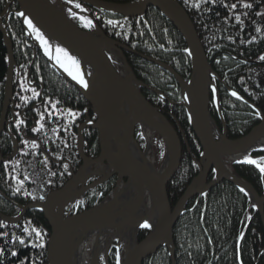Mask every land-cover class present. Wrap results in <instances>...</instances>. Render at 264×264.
Here are the masks:
<instances>
[{
  "label": "trees",
  "instance_id": "16d2710c",
  "mask_svg": "<svg viewBox=\"0 0 264 264\" xmlns=\"http://www.w3.org/2000/svg\"><path fill=\"white\" fill-rule=\"evenodd\" d=\"M109 1L126 3L136 0ZM177 1L182 4L193 19L199 36L208 52V57L212 61L213 67L223 77L222 79L239 91L241 90L251 100H254L257 105L263 107L264 63L247 64L239 57L249 56L255 58L253 57L255 56L253 50L264 51V0ZM5 3L6 0H0V13ZM245 5L249 6L246 7ZM16 6L18 7V4L13 5V7ZM87 8L108 36L126 44L135 51L169 63L186 80H189L192 72V63L186 50L187 42L184 36L159 9L151 6L144 16L127 17L118 13L105 12L91 6ZM74 21L83 29L90 28L80 18H75ZM109 21L112 23H109ZM8 31L14 42L16 59L21 63V68L19 67L15 73V81L19 82L16 84L15 96L30 106V101L33 102L39 99L41 91L44 90V95L54 98L57 106H63L60 108V113L63 115L71 113L73 106H76L74 110L77 109L78 105L81 106L79 102L84 99L82 93L74 85L58 75L49 66L48 62L43 59V55L37 56L34 59V65L31 66L33 50L25 44L24 29L19 18H12ZM125 53L140 80L150 87L162 91L170 100L182 101L180 84L170 71L137 54L127 51ZM7 59L8 52L0 28V114L5 96ZM40 62L47 70L45 86L37 84L30 87L26 80L29 71L27 68H32L30 76L35 75L38 68H41ZM221 88L222 98L223 100L225 99L228 105L226 110L229 106L231 110L233 105L231 103L228 104V100L234 97L224 87L221 86ZM142 91L154 105L160 106L171 120H175L177 117L182 126L188 130L189 135L191 134V141L195 143V147L199 146V140L190 124L189 115L184 107L162 99L157 93L148 88H143ZM248 92H251V94ZM236 101L242 103L252 113L250 114V123L248 125H246L248 120H239L234 124L237 126L229 127L228 136L230 138H238L247 134L261 120L258 113L247 103L240 99H236ZM85 102L87 103V101ZM19 104L22 105L21 102ZM69 106L71 107L70 110L68 109ZM21 108L27 107L22 105ZM54 109L59 111L57 108ZM170 112H174L176 117L174 118ZM240 116L245 117L243 115ZM32 117H34V113ZM247 118L245 117V119ZM75 119L81 120L80 117ZM45 121L38 125L41 128V132H43L39 144L35 143L36 147L30 145L29 148H22L17 156L0 167V189L5 193L9 188H12L14 190L13 197L16 198L10 197L9 192H7V196L0 194V211L7 215L18 214L20 211L18 204H28L33 200L41 199L47 194H43L40 190L38 193V188H35V177L28 170V165L32 164L30 158L32 150L38 151L36 157L43 161V167L40 162V168L47 172V177L54 178V186L51 185L45 192L51 190V188H59L68 180L66 176L60 177V169L55 165L54 159L56 158L54 156L59 158L60 147L72 146L71 143L75 142V137L69 136L67 133L66 137L65 135L60 137L66 130L64 128L66 127L65 121L64 124L60 125H56L50 117ZM227 121L231 126L233 125L231 117H227ZM179 122L176 123L179 124ZM177 124L176 126L182 130L181 126ZM18 126L17 124V131L14 129L15 133L18 132ZM23 128L24 126L19 127L22 131L27 127ZM67 131L69 133L68 129ZM5 135L6 133L0 136V152L4 157H8L12 154L13 149L9 150L8 143L10 140ZM49 136L52 138L55 136L54 140L56 142H47ZM70 137L72 140H69ZM42 142L52 143L57 147L54 152L49 150L52 155L48 154L46 157L49 162V167L46 170V162L42 155L43 150H41V146L38 147V145H42ZM201 149L199 148L198 151L200 152ZM95 152L97 153L98 151L96 150ZM163 154L164 145L161 144V158H163ZM181 167L185 177L176 175L172 183L177 188L184 189L189 185L192 178L199 173L200 169L193 158L185 155ZM193 167L195 168L194 170L192 169ZM234 168L239 175L251 182L261 194H264V174L260 172L257 166L250 163H238ZM19 181H23V183L21 184ZM26 183H31V185L28 184L27 188L16 190L17 186L20 188ZM92 202H88L89 207L92 206ZM224 203H226V208H222L225 205ZM249 205L250 200L247 194L241 191L234 183L227 180L213 187L201 198L191 200L186 208L185 216L181 217L175 228V243L179 248L181 246L186 247V255H177L178 264H195L194 259L200 264H264V226L260 215L254 209H251L250 228L241 241V252L238 248L239 237L243 227L247 224ZM25 228L28 229L27 232L24 231ZM34 229L42 233V235L37 237L33 231ZM202 229H204L202 237L206 235V239L200 241L198 238L201 237L199 233ZM49 234H51L50 227L38 210L30 211L21 222L16 224L0 220V249L4 250L3 255H0V264H43L45 260L47 261L45 251L48 246ZM215 236L217 240L214 242ZM20 240H23L24 243H19ZM40 245H43V247ZM33 252L34 255L32 254ZM12 253H16V255ZM184 257H187V259L183 262L182 259ZM153 259L155 261L158 260V264H170L171 260L167 248H164ZM155 261L152 263L155 264ZM149 262H146V264H152Z\"/></svg>",
  "mask_w": 264,
  "mask_h": 264
},
{
  "label": "water",
  "instance_id": "95a60500",
  "mask_svg": "<svg viewBox=\"0 0 264 264\" xmlns=\"http://www.w3.org/2000/svg\"><path fill=\"white\" fill-rule=\"evenodd\" d=\"M17 1L20 5V12L24 14L22 16L24 21L30 20L42 31L45 38L52 39L66 51L69 57L73 55L72 58L78 61L77 66L70 60L71 67L70 70H67L61 61H56L52 54H47L49 52L44 49L40 42L36 43L39 49L47 55L52 66L87 98L98 116L97 122L89 123V126L98 128L101 132L102 157L98 160H88L89 163L85 162L83 169L86 171L89 165L94 162L101 163L102 167L105 166L104 162H108L106 167L110 170V173L114 171L119 173V189H123L122 187L127 184L123 181V178L128 177V183L133 182L142 189L147 188L153 198H151V209L157 214L148 218L153 220L149 225L151 235L141 244H138L135 235L139 229L134 232L127 247L126 257L121 264H142L144 260L154 256L162 247H169L174 250V225L185 212L189 200L194 196L205 194L223 179L235 183L253 199L255 209L260 213L264 225V196L261 197L256 188L246 179L239 176L237 178V176L231 174V168H228L224 161V156L235 159L239 155L250 153V149H254L257 140L264 137V115H261L262 122L243 137L230 139L224 131L223 134L219 135L221 140L217 141L214 138L211 124L212 117L209 111L210 91L215 85L212 81L214 71L196 26L187 10L177 0H137L128 3H115L105 0H78L81 3L79 4L80 10L63 3V0ZM56 3L60 6L58 7ZM82 3L128 17L143 16L150 6L158 8L180 30L187 41L188 53L192 62V74L189 81H186L171 65L136 52L108 37ZM68 11H73L85 17L94 29L90 31L82 30L68 15ZM0 27L9 53L8 77L5 87V104L7 108L13 97L16 61L12 41L7 33V28L2 24L1 17ZM113 49H116L122 57L126 68L124 72L120 70L119 65L111 57L113 56ZM124 50L137 54L169 70L175 76L182 88L184 99L183 102L178 104L187 108L191 126L203 147V156L199 163L200 173L188 186L184 197L181 198L174 210H171L167 184L180 164L181 140L170 120L162 113L161 109L155 107L147 99L141 89L146 87L155 91L161 97L168 98L163 92L149 87L136 77L132 67L127 62ZM75 68H78L79 76L87 82L88 87L85 88L78 79H74V74L77 72ZM139 121H145L159 132L166 144L167 164L163 171H159L144 153L142 155L145 157L146 166L141 165L137 159H133V164L126 159L117 160L119 154L116 153L117 155L111 156L109 153L113 140L117 141L119 145L123 143L131 145L132 142L134 149L139 153L142 152L134 136L135 124ZM2 124L3 119L0 124L3 127ZM86 126L83 125L84 128ZM81 129L82 127L79 131ZM128 151L130 153L129 147ZM3 161V156L0 153V165ZM212 168L216 171L217 176L213 182L207 183L208 174ZM83 169L67 183L64 189L52 192L46 203L34 202L26 206L23 205L21 206L22 212L16 217L0 214V218L5 221L18 222L27 211L42 208L53 230L49 243L50 264H69L66 261L68 255L63 256L67 253L65 250L68 247H66L65 240H68L70 232L72 231L71 237L72 233L77 236L79 234L78 229L82 228L86 222L91 223L90 221L95 217L93 216L95 212L107 204L104 202L98 208L79 216L78 219L85 217L84 223L75 221L78 219H74V222L73 219H69L71 220L69 223L63 224L64 220L62 218L64 216L62 213L64 208L69 204L68 202L78 197L85 190L84 188L75 191V193L73 192L80 183H83L80 176ZM121 181L123 182L121 183ZM111 220L112 218L108 221ZM69 224L70 226H67ZM66 229L70 232L68 233ZM71 246L69 250H71V254H75L76 247ZM95 261L96 256L93 259V262Z\"/></svg>",
  "mask_w": 264,
  "mask_h": 264
},
{
  "label": "rangeland",
  "instance_id": "374dc122",
  "mask_svg": "<svg viewBox=\"0 0 264 264\" xmlns=\"http://www.w3.org/2000/svg\"><path fill=\"white\" fill-rule=\"evenodd\" d=\"M13 1L14 0H6V3L4 5V10H3L4 12H10L11 13L15 9L13 7V5H15V3ZM105 1H109V0H105ZM111 2H115V1H111ZM65 3H66V1H65ZM74 3L78 4V3H80V1L74 0ZM117 3H119V2H117ZM84 6L88 7V5H86V4ZM11 16L13 18V16H16V14H11ZM77 16H79V15H77ZM12 18H11V20H12ZM79 18L82 21H84V23L87 27L91 28L92 24L89 23V21L86 18L85 19H83L82 17H79ZM192 21H193V19H192ZM3 23H4V21H3ZM194 25H195V23H194ZM173 26L180 32V30L174 24H173ZM33 34H35V33H33ZM26 38L29 39L27 34H26ZM203 46H204V44H203ZM204 48H205V46H204ZM32 50H33V55H32L33 61L31 62V66L34 65V63H35L34 59L37 58V56H39V55H43L42 56V57H44L43 59H45L48 62V57L42 51H41L42 52L41 53L37 48H32ZM186 50L188 51V44H187ZM205 51H206V48H205ZM14 52H15V49H14ZM206 54L208 57L207 51H206ZM253 54L255 55V56H253L255 58H251L249 56L248 57L243 56V57H239V58L247 64L253 63L256 65V64H258V62L264 63V60L260 59L262 56H264V51L259 52V50H253ZM124 55L127 58V55L125 52H124ZM15 58H16V54H15ZM152 58H154V57H152ZM113 59H115L114 54H113ZM155 59H157V58H155ZM208 59H209V57H208ZM15 60H16V64H15V73H16V71L19 69V67L21 68V63L18 62V59H15ZM157 60H160V59H157ZM7 61H8V65H7V77H8L9 58L7 59ZM160 61H163V60H160ZM115 62L117 63L116 60H115ZM127 62L131 66L128 58H127ZM163 62H165V61H163ZM210 62H211V66H212L213 71H214L212 81L215 83V85H214L213 90L210 91L209 111H210V114L212 117L211 124H212V128H213V135H214V138L217 141H219V140H221L219 135L223 134L224 131L228 134L229 127L237 126L234 124H236L239 120H241V121L248 120L246 122L247 123L246 125H248L250 123L249 118H250V114L252 113V111L249 110L247 107H244V105L242 103H240L239 101L237 102L236 99L237 100L240 99L243 102L247 103L250 107H252L258 113L259 118L261 115H264V110H263L264 106L260 107L259 105H257L254 102V100H251V98H249L247 95H245L243 92H241V90L239 91L238 89L231 86L230 84H227L226 81L222 79L223 77H221L219 72L213 67L211 60H210ZM65 63L68 64V62H65ZM40 64H41V68H38L35 75H32V76H30L32 68H27V69H29L30 72L28 71V74H27L28 77L26 78V80H27L28 86H30V87L37 85V84L45 86V83H46L45 79H46L47 70L45 69L46 67L42 64V62H40ZM48 64L50 67H53L51 65L50 61L48 62ZM119 67H120V70H122L123 72L126 70L124 63L119 64ZM132 70L134 71L133 67H132ZM57 74L60 75L58 72H57ZM134 74L136 75L135 71H134ZM215 74H216V76H214ZM14 76L16 78V74H14ZM136 77H137V75H136ZM13 82L15 84L14 91H13V97H12L13 99L10 100V102L6 108V104H5V98L6 97L4 96L5 98L3 101V108H2V111L0 114V124H1V120L3 119V124H2L3 127L0 125V136H3V134L6 133L5 136L9 137V140H10L8 143L9 144L8 146L10 148L9 150L11 151V148H12L13 152L8 157L3 156L4 161L1 163L0 167L4 163L9 161L10 159H13V157L17 156L18 153H20V150L22 148L25 149V148H29L30 145L33 146V142L39 144V141H41V136H42L43 132H41V128H39L38 125L46 122L45 120L48 117H50L51 120H53L56 125L64 124V121L66 122V127H64V128H66V130L62 133V135L60 137H63L64 135L66 137V133L69 136L71 135L72 137L73 136L75 137V142L73 141L71 143L72 146L66 145L65 147L64 146L60 147L61 151L59 153V156H60L59 158L54 156V158H56V159H54L55 165L57 167H59L58 169H60V177L66 176L68 179L59 188H51V190H48L47 192H45L48 188H50L51 185L54 186V183H53L54 178L53 177H47V172H44V170L42 168H40V162H41V166H42L43 161H41L39 158L36 157V154L38 151L32 150V152H31L30 158L32 160V164L28 165V170L35 177V188H38V193L40 190L43 194L44 193H47V194L45 196H43V199L33 200L32 202H29L28 204L34 203V202H40L41 204H44L47 202L48 197L52 192L59 191V190H62L65 188L67 183L70 182L74 178V176H76L80 172L81 169H83L85 162L88 164L89 163V162H87L88 160H98L99 158L102 157V144H101V138H100L101 132L98 128L89 126V123H96L97 122L98 116L94 112L92 104L87 100V98L85 96H83L84 97L83 100L80 98L81 101L79 102V104L81 106L78 105L79 107L77 106L76 110H74V108H76V106H73L71 113H69L68 115H63L60 113V108H62L63 106L62 105L57 106L54 98L44 95V92H45L44 90L41 91L39 99H37L33 102L30 101V106H29V105H27V103L25 101H23L22 99L19 100V97L15 96L16 84H18L19 82L15 81V80ZM221 86L224 87L227 92L229 91L230 94L234 97V98L228 100V104L231 103L233 105L232 106L233 108H231V110H230V106L226 110V106H228V105L226 104L225 99L223 100V98H222ZM5 87H6V85H5ZM144 88H146V87H144ZM151 88H153V87H151ZM153 89H155V88H153ZM155 90H158V89H155ZM233 92L237 93V95L234 96ZM5 93H6V91H5ZM248 93L251 94V92H248ZM85 101H87L88 104ZM19 102H21L22 105H25L27 108H21L22 105H20ZM172 104H174V103L172 102ZM154 106L161 109L162 113L164 115H166L160 106H156V105H154ZM54 108L59 109V111L54 109ZM68 109L70 110L71 107L69 106ZM37 110H38V112H37ZM47 110H49L50 113L47 112ZM32 111L34 113V117H32L33 116V113L31 114ZM73 113H74V115H73ZM170 114L174 118L176 117L174 112L173 113L170 112ZM240 115H243V116L248 117V118L245 119V117H241ZM41 117H43V118H41ZM64 117H66V118H64ZM68 117H71V118L68 119ZM77 117H80L81 120L75 119ZM166 117L171 121L172 125L175 127V129L179 135V138L181 140V147H182L180 164H179L178 168L176 169V172L173 174V177L171 178V180L167 184V193H168V198H169L171 210H174L175 207L178 205L179 201L181 200V198L184 197L189 185L184 189L177 188L172 183V180L176 177V175L185 177V175L182 171V167L180 168L181 163L183 162V159H184V155L189 156L190 158H193L195 163H197V166L199 167V169L201 168L199 163L201 162V158L203 156V147H202V144L200 141H198L199 146L195 147V145H194L195 143L191 141V138H192L191 134L189 135L188 130H186L182 126V123L179 122V119L177 117L175 118V120H171L167 115H166ZM227 117H231V119L233 121L232 126L228 123ZM19 121L20 122L23 121V123H20ZM176 122H179V124H177ZM261 122H262V119L260 120V122L258 124H260ZM17 124L19 125L18 126V132L15 133V130L17 131V129H16ZM27 124H29V125H27ZM176 124L180 125L182 130L180 128H178L176 126ZM83 125H87V126L84 128ZM21 126H24V128L25 127H27V128H25V129L23 128L24 130L22 131L21 129H19V127H21ZM80 127H82L81 131H79ZM33 129H39V130L33 131ZM67 129L69 130V133H68ZM16 134L18 137L16 136ZM150 135H152V136H150ZM134 136H135V138H136V140H137V142L141 148V151L146 155L147 159H149L151 162H153L159 171H163L165 169L164 167H166V164H167L166 163L167 162V149L165 146L166 144L163 141V138L159 134V132L154 130L145 121H139L138 123L135 124ZM54 139H55V136L53 138L49 136L47 142H56ZM197 139H198V137H197ZM230 139H234V138H230ZM69 140H72V138L70 137ZM25 141H27V143H25ZM161 144L164 145L163 158H161ZM131 145L133 147L134 144L131 142ZM40 146H41V150H43L42 155L44 156V159L47 157L48 154L52 155V152H54V150L57 148L52 143L47 144V143L42 142V145H38V147H40ZM199 148H202L201 149L202 152L198 151ZM46 149H48V150H46ZM94 149H95V151L97 150L98 152L96 153L94 151ZM49 150L52 152H50ZM148 151H150V153ZM196 151H197V153H196ZM243 155L244 156H243V158H241V160H240V158L234 159V158H230L228 156H224V161H225L227 167L231 168V170H232L231 174H234L235 176H237V178L242 177L241 175L238 174V172L235 171V168H234V166L236 164H238L237 163L238 161L243 162L246 160V158H252V159L256 160L257 164H259L260 167H264V137L257 140V143L254 145V149L253 148L250 149V153L248 152V153H245ZM85 159H86V161H85ZM45 162L44 163L47 166L45 168V170H46L49 167V165H48L49 162L47 159L45 160ZM103 162H104V160H103ZM104 163H105V166L102 167L101 163L94 162V163H92V165H89V168L86 171L84 169L81 171L80 176L83 179V183H80L74 189V191L82 190L84 188H85V190L83 191V193L79 194L78 197H76L72 201L68 202L69 204L64 208V211L62 213V215L64 216L65 219H73V222H74V219H78L79 216L83 215L84 213L90 212V211L98 208L104 202H106V203L109 202V200H111L113 198L112 197L113 194L115 192L117 193V191H119L118 190L119 185H120L119 173L115 172V171L110 173V170L106 167V165H108V162H104ZM65 165H67V167H65ZM192 169L194 170L195 168L193 167ZM197 176H198V174L192 178V180L189 184H191L193 182L194 178H196ZM216 176H217V173L214 170V168H212L210 173L208 174L207 183L213 182L216 179ZM58 179H60V178L58 177ZM224 180H226V179L220 180L219 183H221ZM123 181L128 183V181H129L128 177H124ZM123 181H121V183ZM227 181H229V180H227ZM229 182H231V181H229ZM231 183H233V182H231ZM28 184L31 185V183H26L23 187L18 188L19 186H17L16 190L17 189L22 190L24 187L27 188ZM216 185H218V184H216ZM256 190L261 195V197L264 196V194H261L257 188H256ZM7 192H9L10 197H13L14 190L12 188H9L8 191H6L5 193L3 190L0 189V194H2L4 196L8 195ZM149 197L152 198L150 196V194H149ZM197 197H198V195L192 197L189 200V202H191V200H193ZM200 198H201V195H200ZM13 199H16V198L13 197ZM249 200H250V205L248 208V211H249L248 212V220H247L248 224H245V226L242 229V233L239 237V240H238L239 251L241 250V245H242L241 241H242L244 235L246 234V232H248V230L250 228V223H251V219H252L251 209H255V207H256L253 199H251L249 197ZM14 201H16V200H14ZM88 202L89 203L92 202V206L89 207ZM111 202H114V201L111 200ZM189 202H188V204H189ZM28 204H25V206ZM224 204L225 205H223L222 208L227 207L226 203H224ZM18 206L20 208V211L16 215H7L1 211H0V214L10 216V217H16L22 212L21 206H23V205L18 204ZM33 210H38L39 213H41L44 216V219L47 222V225L50 227L51 234H49L48 244H47L48 246H47V249L45 251V254L47 256V261L45 260L43 263V264H50L49 243H50V239H51L52 234H53V230H52L51 224L48 221V219L44 213V210L42 208L32 209V210L27 211L26 213H24L22 215V218L18 222H8V221L3 220L2 218H0V220L3 222L11 223V224H16V223L21 222L27 216V214ZM111 213L112 212H103V211L98 210L93 215L96 218L93 217V219L90 221L91 223L86 222L81 230L78 229V227H77V229L79 230L78 235H80L81 237H79L78 241L75 242L76 248H75L74 252H75V254H77V257L79 258V255H78L79 253H77V250L83 246L81 248V250L83 251V248H85V249H84V253H82L81 255L84 259H86L88 264L93 263V259L96 255V251L93 248V242L95 241V239L97 237L101 238L102 236H105V232H107L106 229H108L109 225H110L108 220L110 218H112V216H113V215H110ZM223 213H225V212H223ZM100 214H103V217H98V216H100ZM184 214H185V212L177 219V221L174 225V229H173L174 250H172L173 248L162 247L154 254V256L149 257L146 260H144L142 262V264H146V262H148V261H150L149 263H152L153 261H155V259H153V258L157 254H159L164 248L168 249V254H169V257L171 259L170 264H178L179 263L178 262L179 260H177L178 254L186 255V253H185L186 247L181 246V248H179L177 246V244L175 243V228L177 226V223L180 221L181 217L185 216ZM94 221H100L103 224V226L100 228V230L96 231L97 229L93 227ZM145 225H147V227H145ZM145 225L143 227H141L136 232L135 237H136V242L138 244H141L145 239H147L148 236L151 235V229L149 226L150 224L149 225L145 224ZM207 229H208V227H207ZM203 231H204V229H202V231L199 233V236H201V237H199L198 239L200 241H203L204 239H206V235L202 237ZM107 235H109V234H107ZM197 236H198V234H197ZM241 236H242V239H241ZM131 237L128 238V242L127 241L125 242L122 239L121 240L115 239L111 243V245L109 246L108 250L105 249L102 252L100 251L99 252L100 254L97 256L98 264H121L126 257L127 247H128V243H130L129 241L131 240ZM216 240H217V238L215 236L214 242ZM86 244L88 246L84 247V245H86ZM32 254L34 255V252ZM188 256H190V254H188ZM187 257H184L182 259V261L183 262L186 261ZM165 260H167V259L165 258ZM194 261H195V264H198V263L200 264V262H197L195 259H194ZM157 262H158V260L155 261V264H158ZM192 264H194V263H192Z\"/></svg>",
  "mask_w": 264,
  "mask_h": 264
},
{
  "label": "bare ground",
  "instance_id": "6f19581e",
  "mask_svg": "<svg viewBox=\"0 0 264 264\" xmlns=\"http://www.w3.org/2000/svg\"><path fill=\"white\" fill-rule=\"evenodd\" d=\"M54 1H56V0H54ZM16 2H18V1L16 0ZM72 3H74V2H72ZM115 3H117V2H115ZM56 5L58 7L60 6L58 3H56ZM102 11L112 12V11H106V10H102ZM113 13H115V12H113ZM36 29H38V28L36 27ZM44 41L46 42L48 47H50V49L53 52H55L54 48H56L59 50H63L62 52L64 54L66 53V51L63 48H61L60 46H58V44L56 42L52 41V39L45 38ZM112 53L114 54V56H115L114 60L117 61L118 65L121 63L123 64V60H122V57L120 56L119 52L116 49H113ZM13 85L15 87V84H13ZM150 136H152V135H150ZM128 147H129L131 155L128 151ZM148 152L150 153V151H148ZM109 153L111 154V156H114L116 153L119 154V157H117V160H125L126 159L133 164V162H134L133 159H137V161L141 165L146 166L145 157L142 155L143 152L139 153L131 145H127L126 143L119 145V143H117V141L113 140L111 142V148H110ZM243 156L244 155L242 154V155L238 156L236 159L243 158ZM122 188L123 189H119L120 191H117V193L115 192L113 194V196H112L113 198L111 197L112 198L111 200H113L114 202H111V200H109V202H107L106 205H104L103 207H101L99 209V211H103V212H112L110 215H113V216H112L111 222L109 221L110 225H109V228L106 229L107 232H105V236H102L103 238L97 237L95 239V241L93 242V248L96 251V255H95L96 261L93 262L92 264H98L97 256L100 254L99 252L100 251L102 252L105 249L108 250L109 246L111 245V243L115 239H120V240L122 239L125 242L126 241L128 242V238H130L132 235H134V232H136L138 229L143 227L145 224L149 225L153 222V220L148 219L149 217L157 214L156 212H154L153 209H151L152 208V199L149 197L150 193L147 190V188L142 189L141 187H139V185H137L136 183H133V182L127 183ZM73 192L75 193V191H73ZM93 212H95V211H93ZM259 215H260V213H259ZM98 217H103V214H100V216H98ZM260 217H261V215H260ZM86 218H88V216ZM62 219L64 220L63 224L69 223L71 221L69 219H64V218H62ZM83 220H86V219L81 218V219H78L75 221H77L78 223H84ZM261 220H262V218H261ZM100 221H94V223H93V227L97 229L96 231L100 230V228L103 226V224ZM67 226H70V224ZM79 229L81 230L82 228H79ZM66 230L68 233L70 232L68 229H66ZM71 232L69 234L70 236L68 237V240H65L66 241V247H68V248L65 250L67 253L63 257L68 255V257L66 258V261L69 264H88L86 259H84L81 255L82 253H84V249H85V248H83V251L81 250V248L83 246L77 250V253H79L78 254L79 258L77 257V254H74V253L71 254V250H69L70 245H72L71 247L75 246V242H77L78 238L81 237L80 235L76 236V234H73V233H72V237H71ZM74 233H75V230H74ZM107 234H109V235H107ZM87 246H88L87 244L84 245V247H87ZM128 246H129V243H128ZM94 259H95V257H94Z\"/></svg>",
  "mask_w": 264,
  "mask_h": 264
},
{
  "label": "snow or ice",
  "instance_id": "6c2138e0",
  "mask_svg": "<svg viewBox=\"0 0 264 264\" xmlns=\"http://www.w3.org/2000/svg\"><path fill=\"white\" fill-rule=\"evenodd\" d=\"M245 6L248 7L249 5H245ZM77 7H79V5H77ZM233 7H235V5H233ZM17 15H19V16H23L24 14H23V13H17ZM27 23L29 24L30 27H33V28H34V25L32 24V22H31L30 20H28ZM109 23H112V22L109 21ZM36 31L38 32V29H37ZM61 51H63V50H61ZM65 56H67V53H65ZM68 59L72 60V63H73L74 65H77V66H78V61H75L74 58H72V57H68ZM260 59L264 60V56H262ZM74 79H78L79 82H80L85 88L88 87L87 82H86L82 77L79 76L78 68H77V72L74 74ZM33 92H34V94H35V90H34V89H33ZM233 95L235 96V95H237V93L233 92ZM73 115H74V113H73ZM41 118H43V117H41ZM20 123H23V121H21ZM41 127H43V125H41ZM38 130H39V129H33V131H38ZM25 143H27V141H25ZM33 146L36 147L37 145H35V143H33ZM46 159H47V158H45V160H46ZM239 162H240V161H238V163H239ZM243 162L250 163V164H255V165L259 168L260 172H261L262 174H264V167H260V165L257 164L256 160L251 159V158H246V160L243 161ZM65 167H67V165H65ZM19 183L22 184L23 181H19ZM17 190H19V189H17ZM241 191H243V189H241ZM41 199H43V197H41ZM145 227H147V225H145ZM24 231L27 232L28 229L25 228ZM33 231L35 232V234H36L37 237H40V236L42 235V233H40L39 231H37V230H35V229H34ZM5 235H6V233H5ZM30 235H31V233H30ZM241 239H242V236H241ZM19 243L23 244L24 241H23V240H20ZM40 246L43 247V245H40ZM3 252H4V250H3V249H0V255H3ZM12 254H13V255H16V253H12Z\"/></svg>",
  "mask_w": 264,
  "mask_h": 264
}]
</instances>
